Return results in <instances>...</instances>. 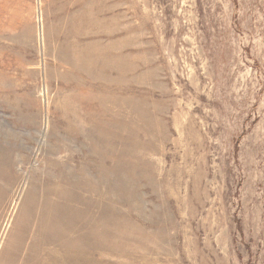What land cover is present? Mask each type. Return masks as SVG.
Here are the masks:
<instances>
[{
	"label": "rangeland",
	"instance_id": "374dc122",
	"mask_svg": "<svg viewBox=\"0 0 264 264\" xmlns=\"http://www.w3.org/2000/svg\"><path fill=\"white\" fill-rule=\"evenodd\" d=\"M0 264H264V0H0Z\"/></svg>",
	"mask_w": 264,
	"mask_h": 264
},
{
	"label": "bare ground",
	"instance_id": "6f19581e",
	"mask_svg": "<svg viewBox=\"0 0 264 264\" xmlns=\"http://www.w3.org/2000/svg\"><path fill=\"white\" fill-rule=\"evenodd\" d=\"M98 110V109H97ZM67 197H69V196H67ZM65 198V197H64ZM63 199V198H62ZM66 199V198H65ZM62 206H61V203H56L55 205H50V204H48L47 206H43V208H42V210L40 211V213H41V217H42V219L43 218H45V213H46V216L48 217V213H52V215H53V213H54V216L56 217V220L55 221H53V227H52V230H54V231H57V227H58V220L60 219V223H62L63 221H62V215H64V211H66L65 209H62L61 208ZM84 207V206H83ZM64 208V207H63ZM49 211H51V212H49ZM54 211V212H53ZM67 212V211H66ZM68 214V213H67ZM40 215V214H39ZM38 215V216H39ZM82 216V215H81ZM65 218L67 217L66 215L64 216ZM59 218V219H58ZM45 220V219H44ZM66 221H68V220H66ZM65 221V222H66ZM69 222V221H68ZM64 223V222H63ZM70 223H71V221H70ZM66 224V223H65ZM64 225V224H63ZM63 225H62V227H63ZM68 225H69V223H68ZM66 226V229H64V233L67 231V230H69V227L67 226V225H65ZM43 232H45V231H43ZM41 234H42V232H41ZM40 234V235H41ZM94 234H95V232H94ZM42 236H43V234H42ZM85 239H86V242H88L89 244H91V235H90V237L87 235L86 237H85ZM63 259V258H62ZM64 260V259H63ZM62 260V261H63ZM69 260V259H68Z\"/></svg>",
	"mask_w": 264,
	"mask_h": 264
}]
</instances>
